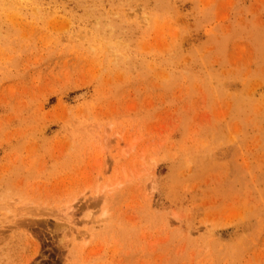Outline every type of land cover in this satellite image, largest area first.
Wrapping results in <instances>:
<instances>
[{
  "label": "rangeland",
  "instance_id": "374dc122",
  "mask_svg": "<svg viewBox=\"0 0 264 264\" xmlns=\"http://www.w3.org/2000/svg\"><path fill=\"white\" fill-rule=\"evenodd\" d=\"M0 264H264V0H0Z\"/></svg>",
  "mask_w": 264,
  "mask_h": 264
},
{
  "label": "bare ground",
  "instance_id": "6f19581e",
  "mask_svg": "<svg viewBox=\"0 0 264 264\" xmlns=\"http://www.w3.org/2000/svg\"><path fill=\"white\" fill-rule=\"evenodd\" d=\"M85 231V230H84ZM84 231H81V233L83 232L84 233ZM86 233V232H85Z\"/></svg>",
  "mask_w": 264,
  "mask_h": 264
}]
</instances>
